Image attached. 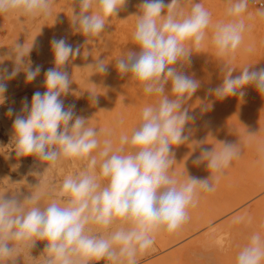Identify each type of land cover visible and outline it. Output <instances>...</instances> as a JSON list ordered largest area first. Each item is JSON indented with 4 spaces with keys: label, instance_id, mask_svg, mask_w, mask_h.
Masks as SVG:
<instances>
[{
    "label": "clouds",
    "instance_id": "obj_1",
    "mask_svg": "<svg viewBox=\"0 0 264 264\" xmlns=\"http://www.w3.org/2000/svg\"><path fill=\"white\" fill-rule=\"evenodd\" d=\"M71 26L90 43L100 38L113 16L127 0H77ZM258 0H228L225 19L213 24L212 13L203 3L193 2L188 11L184 0H142L132 34L139 51L129 50L115 59L122 77L157 101L142 108L139 123L131 133L113 140L109 132L101 138L88 118L78 115L75 105L65 106L63 97L73 83L68 64L81 55V45L64 37L50 40L53 67L33 64L29 54L35 41L26 47L17 41L11 47L9 70L0 66V105L6 101L7 82L23 72L31 83L43 72L45 91H36L29 104L21 101L20 112L9 107L12 121L11 145L17 158L32 156L51 171L65 162L79 165L78 171L63 177L58 186L38 184L22 199L18 191L0 194V264H17L27 250L34 264H138V257L152 248L159 233L175 234L190 219L205 193L215 191L225 170L239 160L246 147H254L256 164L264 169V140L258 131L246 130L236 142L193 141L199 149L192 163L206 165L210 175L200 178L174 172V147L191 138L186 126L195 117L185 107L201 87L200 81L184 69L206 42L222 61V83L208 89L218 100L238 96L251 86L264 96V67L244 66L238 75L231 66L244 45L252 25L245 20L250 5ZM56 0H0V17L19 15L30 20L52 14ZM251 15V14H250ZM264 20V3L255 14ZM56 18V17H55ZM211 34L209 35V29ZM251 51V46L244 49ZM110 63V62H109ZM105 59L98 56L89 65L93 74L106 75ZM167 89V90H166ZM96 94L90 93L93 104ZM207 105L202 107L207 110ZM123 119L115 122L119 127ZM192 142V143H193ZM218 145V146H217ZM37 242L45 246L38 257L31 255ZM235 264H264V222L240 247Z\"/></svg>",
    "mask_w": 264,
    "mask_h": 264
},
{
    "label": "rangeland",
    "instance_id": "obj_2",
    "mask_svg": "<svg viewBox=\"0 0 264 264\" xmlns=\"http://www.w3.org/2000/svg\"><path fill=\"white\" fill-rule=\"evenodd\" d=\"M166 1L170 2V0ZM193 2L204 4L212 13L213 24L226 18L228 0H184V10L188 11ZM260 2L264 3V0H258L257 4L250 5L248 13H245V20L252 25V28L246 33L244 45L231 63L236 69L233 75H238L239 70L244 66L264 67V20L254 15ZM74 9L78 11L77 0H56L52 14L43 19H36V22L19 15L0 17V66H6L9 70L13 67V61L6 58V55L8 57L16 41L20 44L25 43L27 47L34 40L36 48L34 47L29 54V59L34 65H42L45 70L54 66L50 48V40L53 37H64L69 39V43H74V46L81 45V55L67 66L68 72L72 70L69 72L70 77L76 79L70 86L72 92L70 90L69 96L63 97L65 106L74 104L78 115L91 119L88 122L89 126L101 129V138L112 128V138L115 141L122 133L130 134L139 123L142 108L155 103L158 98L146 96L129 77L118 76L116 73L110 76L113 81L112 87L99 85L96 78H91L94 74L91 67L87 66L90 62L86 61L88 56L86 53H91L92 59H96V55L100 56L104 51L105 38L102 36L94 40V43H87L85 37L83 40V35L71 26L70 18ZM124 18L125 16L119 13L117 17L113 16L111 19L113 25L117 27L121 24L123 27V24L130 22ZM19 20L22 21L21 25ZM134 26L128 28L122 45L120 44L126 52L139 51L138 46L132 41ZM247 46H251L252 50L246 52L244 49ZM221 63L222 61L215 56L214 49L206 42L199 53L192 55L191 64L184 69L187 74L193 75L200 81L201 87L185 105L195 117L194 121L186 126V131L190 130L191 138L188 143L173 149L177 162L173 167L177 175L184 173V166L190 175L200 178H207L210 175L206 165L196 166L192 163V160L199 155L198 148L195 152L192 151L196 146L193 141H205L208 144L203 146L211 148V144H216V141L236 142L238 138H244L246 130L258 131L257 139L264 140V96H261L254 87L249 86L244 89L246 95L243 98L233 96L218 100L208 94V89L222 83ZM73 64L74 68H72ZM86 67H90V70L87 71ZM42 73L31 83H26L23 72L19 73L16 79H12L13 81L7 82L5 93L7 99L3 105H0V194L8 191L6 195H11L12 192L18 191L22 199L30 195V191L34 190L32 188L38 184L58 186L65 175L78 171V163L65 162L43 173L46 165L41 164L34 157L15 156L11 145L14 117H9L6 113L9 107L19 112L22 107L19 102L25 97L30 104L34 92L46 90L41 85L44 81ZM86 77L88 80L85 79ZM82 82L87 85L86 88ZM86 89L87 92L92 89V94H98L97 104H93L91 100H88V105L86 104V99H89V96H85ZM113 93L118 96L114 97ZM81 102L85 103V107ZM90 105L92 108H89ZM204 105L208 107L206 111L202 110ZM82 107L85 108L84 112ZM88 109L89 112L86 113ZM119 118L123 119V124L116 127L115 122ZM256 160L254 147H246L242 157L233 161L225 170L215 186V191L203 194L197 206L190 209V219L182 229L175 234H157L152 248L138 257V264H235V257L240 247L258 229L259 224L264 222V169L256 164ZM44 246V242H37L31 250V255L34 258L38 257ZM17 264H34L28 257L27 250L23 252V257L18 258ZM92 264H109V262L101 260L93 261Z\"/></svg>",
    "mask_w": 264,
    "mask_h": 264
},
{
    "label": "bare ground",
    "instance_id": "obj_3",
    "mask_svg": "<svg viewBox=\"0 0 264 264\" xmlns=\"http://www.w3.org/2000/svg\"><path fill=\"white\" fill-rule=\"evenodd\" d=\"M70 1V0H69ZM141 3V0H127V3H126V5L124 6V8L119 12L122 16H125V18H126V20H130V22L128 23L127 22V24L125 23V24H123V27L121 26V24H118V26L116 27L115 25H113V23H112V19L110 20V22H109V25L106 27V29H105V32L102 34V36L105 38V42H104V44H103V50L104 51H102V54L100 55V58L101 59H105V63H109L108 64V67H109V71H108V73L106 74V75H103V76H101V75H97V74H94V75H92V79H97L96 81L97 82H99V85L100 84H102V85H106V86H111L112 87V84H113V81H112V79H110V76L112 75V74H114V73H116L118 76H121L119 73H118V71L116 70V68H115V59H117L118 57H120L121 55H124V54H126V51L124 50V48H123V46H120V44L122 43V40H123V38L125 37V32L128 30V28L130 29V28H132L134 25H135V20H136V17H134V15H136V14H138V12H139V8H138V5ZM166 3H167V1H166ZM260 3H262V2H260ZM64 4V3H63ZM62 4V5H63ZM63 10V9H62ZM254 12V11H253ZM66 13H67V10H66ZM118 13V14H119ZM58 16V15H57ZM135 19H134V18ZM25 18V17H24ZM124 18V19H125ZM43 19V18H42ZM118 19V18H117ZM70 20H71V18H70ZM120 20V19H119ZM123 20V19H122ZM20 21V20H19ZM33 22V21H32ZM32 22H31V24H32ZM35 22H36V20H35ZM20 23H22V21H20L19 22V24ZM120 23H122V21H120ZM21 25V24H20ZM23 26H24V23H23ZM61 26V25H60ZM121 26V27H120ZM22 27V26H21ZM26 27H27V25H26ZM38 27H40V26H38ZM29 29H30V26H29ZM35 29V28H34ZM33 29V30H34ZM41 29H42V27H41ZM70 29V28H69ZM43 30V29H42ZM28 31V30H27ZM26 31V32H27ZM24 32H25V30H24ZM43 32H44V30H43ZM131 32V31H130ZM133 32V31H132ZM41 33V32H40ZM42 34V33H41ZM26 35V34H25ZM78 35V34H77ZM102 36L100 37V38H102ZM132 36V35H131ZM130 36V37H131ZM128 37V36H127ZM127 37H126V39H127ZM99 38V39H100ZM74 39V38H73ZM125 39V40H126ZM69 40V39H68ZM83 40H84V36H83ZM76 41V40H75ZM96 41V40H95ZM110 41V42H109ZM94 43V42H93ZM48 45H49V42H48ZM73 45H74V43H73ZM78 45V44H77ZM122 45V44H121ZM82 46H83V43H82ZM36 48V47H35ZM92 48H93V46H92ZM38 49V48H37ZM108 49H109V51H108ZM8 53V52H7ZM40 53L41 54H43L42 52H41V50H40ZM6 54V53H5ZM86 54H88V56H86ZM86 54H84L86 57H87V60L86 61H88V62H90V64L91 63H93V60H95V59H92V56H91V53H86ZM93 56H94V53L92 54ZM95 55H96V53H95ZM44 56V55H43ZM2 58H4V57H2ZM6 58H7V55H6ZM44 58V57H43ZM42 58V59H43ZM85 58V57H84ZM96 58H97V55H96ZM76 59V58H75ZM3 60V59H2ZM1 60V61H2ZM4 61V60H3ZM6 61H8V60H6ZM75 61V60H74ZM72 62H73V60H72ZM7 63H9V61L7 62ZM76 64L78 63V62H75ZM74 63V64H75ZM85 63V62H84ZM74 64H73V67L72 68H74ZM79 64H80V62H79ZM88 64V63H87ZM90 64H88L87 66H89ZM9 65V64H8ZM77 67V66H76ZM79 68V67H78ZM86 69H87V71H88V69L90 70V67H86ZM74 70V69H73ZM70 71H72V70H70ZM69 71V72H70ZM79 71H80V69H79ZM75 72V71H74ZM88 73V72H87ZM90 73V72H89ZM43 74V73H42ZM70 74V73H69ZM77 74V73H76ZM79 74V73H78ZM86 75V74H85ZM79 76H80V74H79ZM87 76V75H86ZM43 77V76H42ZM88 77V76H87ZM85 78V79H87L88 80V78ZM78 78V77H77ZM90 78V79H91ZM16 79V78H15ZM74 79H76L75 77H74ZM74 79H72V80H74ZM85 79H82V80H84L85 81ZM39 80V79H38ZM81 80V79H80ZM86 80V83L88 82ZM13 81V80H12ZM91 81V80H90ZM22 82V81H21ZM76 83V82H75ZM81 84V83H80ZM82 84L83 85H85L83 82H82ZM41 85H42V88H43V86H44V84L43 83H41ZM72 85V84H71ZM86 86L87 85H85V87L84 88H86ZM11 87V86H10ZM90 87V86H89ZM89 87H87V88H89ZM34 88V87H33ZM11 89H13V88H11ZM38 89H40V87L38 88ZM81 89H82V87H81ZM99 89V88H98ZM18 90V89H17ZM74 90V89H73ZM91 90L92 89H89V91L87 92V89H86V92H85V96H89L88 98L89 99H86L87 100V102H86V104L89 102L88 100H91L90 99V93H91ZM99 91V90H98ZM123 91V90H122ZM71 92H72V89H71ZM76 92V91H75ZM94 94V93H93ZM73 95V94H72ZM96 95H98V94H96ZM69 96V95H68ZM113 96L114 97H117L118 96V94H114L113 93ZM84 97V96H83ZM82 97V98H83ZM69 99H71L70 97H69ZM84 99V98H83ZM134 99V98H133ZM19 102V101H18ZM69 102H71L70 100H69ZM83 102V101H82ZM81 102V104H83ZM19 103H21V102H19ZM118 103V102H117ZM116 103V104H117ZM84 105V107H85V103L83 104ZM82 105V106H83ZM88 105V104H87ZM15 106H16V104H15ZM134 106H135V104H134ZM144 106V105H143ZM18 107V106H17ZM16 108V107H15ZM89 108H92V105H90V107ZM82 109H83V112H84V110H85V108H83L82 107ZM94 109V108H93ZM81 110V109H80ZM76 111V110H75ZM138 111V110H137ZM17 113H19L18 112V110L16 111ZM87 112H89V109L88 110H86V113ZM90 112H92V110H90ZM82 116H84V115H82ZM87 118V117H86ZM89 119V118H88ZM120 119V118H119ZM91 121V119L89 120V122ZM129 123V122H128ZM110 125V124H109ZM108 125V126H109ZM102 127V126H101ZM108 129V128H107ZM109 129H110V127H109ZM101 130V129H100ZM111 131H112V128H111ZM110 131V132H111ZM104 136V135H103Z\"/></svg>",
    "mask_w": 264,
    "mask_h": 264
}]
</instances>
